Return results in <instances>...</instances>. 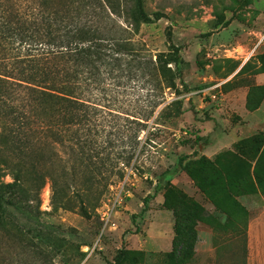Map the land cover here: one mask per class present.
<instances>
[{"label":"trees","instance_id":"obj_1","mask_svg":"<svg viewBox=\"0 0 264 264\" xmlns=\"http://www.w3.org/2000/svg\"><path fill=\"white\" fill-rule=\"evenodd\" d=\"M164 15L147 12L143 0H0V240L9 237L41 253L39 243L48 245L50 238L29 234L13 214L38 218L43 212L41 190L48 183L53 210L77 211L88 218L111 182L123 178L136 155L142 122L133 116L135 126L130 127L128 113L100 104L94 91L114 69L142 62L156 86L177 91L180 48L170 43L167 51L140 57L133 39L142 24ZM259 63L257 72H264V53ZM166 108H173L174 115L183 112L180 99L162 111ZM237 148L238 153L226 150L215 159L198 150L181 154L173 173L188 170L225 214L214 229L232 226L235 237L246 240V212L236 195L245 191L251 174L253 190L264 192V135L240 139ZM157 188L165 189V203L175 211L169 256L186 261L203 207L178 192L170 198L169 180ZM153 195L144 198L139 215ZM242 221L244 228L238 226ZM131 254L120 247L111 264H134ZM246 255L245 243L233 264H245Z\"/></svg>","mask_w":264,"mask_h":264},{"label":"rangeland","instance_id":"obj_2","mask_svg":"<svg viewBox=\"0 0 264 264\" xmlns=\"http://www.w3.org/2000/svg\"><path fill=\"white\" fill-rule=\"evenodd\" d=\"M143 4L147 12L161 11L165 15L142 24L134 35L140 57L167 51L171 43L180 48L183 61L176 92L156 86L144 62L131 63L130 69L124 64L114 69L94 91L100 104L128 113L125 121L130 127L135 126L133 116L142 122L138 125L139 143L134 159L123 178L113 180L97 202L99 205L111 200L123 181L122 200L113 214L115 227L101 233L95 207L90 208L88 218L77 211L53 210L47 183L41 190L43 212L38 218L13 215L29 234L40 232L49 237L48 245L39 243L42 252L36 253L4 238L0 240V264H111L120 247L136 257L134 264H233L239 262L246 242L249 264H264V192L253 190L254 162L245 191L236 195L246 212L245 228L244 221L238 222L246 232V240L235 237L232 226L210 230L199 217L193 253L183 262L169 256L173 251L175 211L165 203V189L157 188L169 180L171 190L166 193L170 198L175 192L181 193L203 207L202 215L212 214L221 222L226 219L188 170L178 174L173 171L181 154L198 150L215 159L226 150L238 153L240 139L264 135L262 120L243 109V94L238 90L234 96L229 93L246 87L245 108H262L263 114L264 85H256L252 75L258 73L264 53V0H143ZM261 37L262 42L256 46ZM177 99L182 101L181 114L174 115L173 108L162 111L167 103ZM155 103L160 104L145 120ZM217 138L230 146L213 148L211 144ZM4 180L9 181L10 177ZM147 195L153 196L139 215ZM133 214H138L134 221ZM137 227L139 231L135 232Z\"/></svg>","mask_w":264,"mask_h":264},{"label":"crops","instance_id":"obj_3","mask_svg":"<svg viewBox=\"0 0 264 264\" xmlns=\"http://www.w3.org/2000/svg\"><path fill=\"white\" fill-rule=\"evenodd\" d=\"M262 42V40L259 42V44ZM258 44V45H259ZM237 74V72H236ZM235 74V75H236ZM234 75V76H235ZM253 77V80L255 82L256 85H264V72H258V73H255L252 75ZM243 90H239V89H232L229 93H232V96H234L236 94V90L240 91L242 94H243V109L246 110L247 112L250 113V115H252V117L255 115L257 117V119L259 120H262V124L264 125V112H262L263 114H261V111H262V108H258L256 110H253V111H248L246 108H245V96H246V87H242ZM258 114H260V116H258ZM213 148H216L217 150H221L227 146H230L225 144L221 139L217 138L212 144ZM202 222L206 223V227L209 228L210 230L213 229L214 227V224L215 222L217 223L218 220L214 215L212 214H203L200 218H199ZM221 222V221H220ZM250 224L251 222L249 221L248 222V230L249 231V227H250ZM246 247H247V250H248V242H246ZM249 260H250V256L248 257V251H247V256H246V264H249Z\"/></svg>","mask_w":264,"mask_h":264},{"label":"built area","instance_id":"obj_4","mask_svg":"<svg viewBox=\"0 0 264 264\" xmlns=\"http://www.w3.org/2000/svg\"><path fill=\"white\" fill-rule=\"evenodd\" d=\"M262 39L263 38L261 37L259 39V42ZM259 42L256 44V46L259 44ZM122 184H123V181H121V183L117 187L118 188L117 192L114 193L111 200L102 202L96 208L98 215H99V220L101 221L100 222L101 223V233L105 229H112V227H115V223L113 221V214L115 212V208L121 203V200H122V195H121L122 189H123Z\"/></svg>","mask_w":264,"mask_h":264}]
</instances>
